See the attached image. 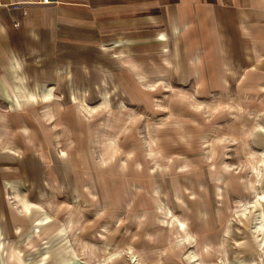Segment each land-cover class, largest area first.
Instances as JSON below:
<instances>
[{
    "label": "rangeland",
    "instance_id": "rangeland-1",
    "mask_svg": "<svg viewBox=\"0 0 264 264\" xmlns=\"http://www.w3.org/2000/svg\"><path fill=\"white\" fill-rule=\"evenodd\" d=\"M205 15L171 48L64 69L53 98L0 101V151L34 155L43 189L0 177V264H264V0L247 53L239 18Z\"/></svg>",
    "mask_w": 264,
    "mask_h": 264
},
{
    "label": "crops",
    "instance_id": "crops-1",
    "mask_svg": "<svg viewBox=\"0 0 264 264\" xmlns=\"http://www.w3.org/2000/svg\"><path fill=\"white\" fill-rule=\"evenodd\" d=\"M205 14L237 25L239 18V45L245 53L252 50L248 0H0V101L22 107L53 98L54 89L45 91L43 85L60 83L64 69L102 68L110 61L171 48L180 31L197 22L205 26ZM255 50L264 51L260 46ZM0 163L10 166H0L4 181L21 186L31 181V192L42 195L34 155L0 151Z\"/></svg>",
    "mask_w": 264,
    "mask_h": 264
},
{
    "label": "built area",
    "instance_id": "built-area-1",
    "mask_svg": "<svg viewBox=\"0 0 264 264\" xmlns=\"http://www.w3.org/2000/svg\"><path fill=\"white\" fill-rule=\"evenodd\" d=\"M44 3H49V0H44Z\"/></svg>",
    "mask_w": 264,
    "mask_h": 264
},
{
    "label": "bare ground",
    "instance_id": "bare-ground-1",
    "mask_svg": "<svg viewBox=\"0 0 264 264\" xmlns=\"http://www.w3.org/2000/svg\"><path fill=\"white\" fill-rule=\"evenodd\" d=\"M133 258H135V256H134ZM192 259H193V258H192Z\"/></svg>",
    "mask_w": 264,
    "mask_h": 264
}]
</instances>
